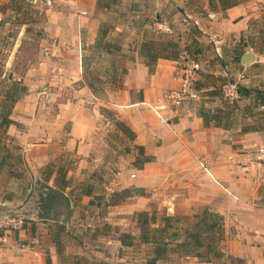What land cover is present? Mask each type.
Segmentation results:
<instances>
[{"label": "crops", "instance_id": "crops-1", "mask_svg": "<svg viewBox=\"0 0 264 264\" xmlns=\"http://www.w3.org/2000/svg\"><path fill=\"white\" fill-rule=\"evenodd\" d=\"M64 1L69 13L73 7L85 13L61 17L59 35L41 39L44 61L22 76L26 92L12 103L13 123L3 129L13 145L2 147L0 156V210L21 215L22 224L4 234L0 264H146L155 245L167 241L166 254L155 264H264V161L236 162L240 152L264 143V0H239L224 10L208 0L199 8L193 0H155L160 9L187 4L197 33L186 44L194 38L202 49L191 94L179 105L167 93L181 87L182 36L175 48L153 46L150 52L158 56L150 66L147 47L141 48L150 39L143 36L137 47L131 43L121 86H110L115 90L99 100L84 80L81 48L64 29L77 18L79 26L87 20L92 42L100 21L97 0ZM8 2L0 0V9ZM247 51L252 60L245 65ZM240 74L239 84L255 92L239 95L232 106L220 95V85ZM100 107L129 126L132 143L149 158L133 176L101 179L100 138L110 120ZM105 183L134 191L116 203L109 191H101ZM47 186L65 200L42 206ZM205 209L221 222L214 249L200 246L199 256L179 251L188 232L203 226ZM142 211L156 217L146 239L134 217ZM166 216L189 219L185 227L175 225L181 238L172 243ZM200 239L207 244L209 236Z\"/></svg>", "mask_w": 264, "mask_h": 264}, {"label": "rangeland", "instance_id": "rangeland-1", "mask_svg": "<svg viewBox=\"0 0 264 264\" xmlns=\"http://www.w3.org/2000/svg\"><path fill=\"white\" fill-rule=\"evenodd\" d=\"M193 1L196 2L198 8L203 2V0ZM96 4L95 14L100 21L92 42H89L88 35H86L87 20L85 25L79 26L80 20L74 15L78 20L75 19V23L72 21L65 25L64 29L76 39V47L80 46L81 48V67L84 80L92 85L94 91L92 89L91 92L99 100L107 99L109 92L115 90L111 89L114 86H121L126 73L127 49L131 43L137 47L142 37L146 36L154 47L163 45L172 49L174 41L180 40L179 37L182 36L180 51L184 49L186 40H189L191 34L195 33L192 23L186 16L189 9L184 2L179 4L181 10L175 6L160 9L155 6V0H97ZM106 4H108L107 8L104 7ZM64 5V0H53L51 6L33 3L32 0H10L0 9L3 13V15L0 13V76L5 71L4 78L1 79L6 81L3 88L0 82V103L3 101L5 91L10 87V82L20 84L14 94L18 96V99L23 98L27 87L23 86L21 82L22 76L31 66L43 62L46 56L41 39L50 38L51 34L56 36L55 34L58 33L59 35L63 26L59 23L61 17H71V13L80 15L81 11L79 13L77 10L79 8L73 7L69 13L67 10L69 8ZM5 14L6 16H4ZM83 16L90 17L88 13ZM3 18L7 22L6 24L3 23ZM102 32L104 34L101 37ZM163 38L166 40H158ZM79 41L81 42L79 43ZM190 43L188 42L187 45ZM127 44L128 46H126ZM117 47L119 48L117 49ZM66 62L68 61L66 60ZM18 77H21L20 80L17 79ZM40 84L43 83L40 82ZM40 84L38 83V85ZM35 90L38 91V86L34 88V92H36ZM2 105L4 106L5 103L0 104V111H3ZM104 116L110 120V123L103 125V135L100 138L103 162L101 179L129 177L131 173L136 172V168L144 164V160L138 156L137 149L134 147L135 143L133 144V141L115 128L113 119H118L117 114L115 112L105 113ZM6 145L13 144L8 140V135H5L3 128H0V156L4 154L2 147H6ZM101 189V191H109V193L117 191L113 184L109 183L101 184ZM186 219L188 218L170 221L173 223L168 229L169 236L167 238L170 239V243L181 238L178 225H175L180 222L185 227L184 225L189 223V219ZM175 231L176 234H172ZM200 235L202 240L206 239V234L201 233ZM177 248L181 252L186 249L180 246Z\"/></svg>", "mask_w": 264, "mask_h": 264}, {"label": "trees", "instance_id": "trees-1", "mask_svg": "<svg viewBox=\"0 0 264 264\" xmlns=\"http://www.w3.org/2000/svg\"><path fill=\"white\" fill-rule=\"evenodd\" d=\"M213 1L218 2L220 4L222 10H224L227 7L233 6L239 2V0H208V4L210 5V7H212ZM104 7L107 8L108 4H106ZM194 31L197 33V29H194ZM103 34H104V32L101 33V37L103 36ZM190 42L191 43L189 45H187V44L185 45L184 49L189 52L191 57L198 59L197 54H199L202 49H201V47H199L196 39L192 38ZM108 45H109V43L107 44V46ZM153 46L154 45L150 41L147 43L142 42V44H141V48L147 47L145 56L147 58V65H149V66L155 60V58L158 56L157 54L153 55L150 52V50H152ZM173 46H174L173 48H175L174 43H173ZM118 48L119 47H117V49ZM176 51H178V50L176 49ZM178 55H179V53L176 55H171V56L173 58H177ZM18 85H20V84L13 82L11 84L10 88L4 94L5 105L4 106L2 105L3 111L1 110V113H0V128L4 129L9 124L13 123V121L11 119H9V117H8V115H9L8 112H9V109H10V106L12 105V103L18 100V96H16L14 94ZM87 86L92 91V89H93L92 85L90 83H87ZM237 90H238V95H240V96H248L251 93L255 92L254 90L247 88V87L240 85V84L238 85ZM93 91H94V89H93ZM260 98L262 101H264V96L260 97ZM229 104L233 106L234 102L229 103ZM100 112L103 115L105 113H108V114L112 113L110 110L106 109L105 107H100ZM113 122H114L115 128L117 129L118 132H120L122 135L128 137L129 140H131V141L134 140L135 133L129 128L128 125H126L122 120H119L116 118L113 119ZM134 147L137 149L138 156H141L143 158L144 162L149 160V158L146 155H144L142 146L134 144ZM133 191L134 190L129 189V188H124L120 191H114L113 193H111L112 194L111 195L112 201L116 202V203L120 202L124 198L131 196V193ZM63 200H65V197H63L62 192H60L57 189H53L52 187H49V186H47L46 196L41 198L42 206H46V207L47 206L53 207L57 204H61ZM134 217L137 218V223L139 225L141 233L143 234V235L141 234V238L146 239L148 237V236H146L147 235V232H146L147 229L150 228L151 223L156 221L155 214L151 213V215H148L147 212L142 211V212L135 213ZM207 218H208V220H207ZM176 219H177V217H175V216L164 217V220L167 222L166 223L167 229L170 228V226L172 224V222H170V221H176ZM204 219L207 220V222H204L203 221ZM201 220L203 222L202 225L204 227L200 226V225L195 226L193 228V231L188 232L187 236L189 237V241H183L180 244V247L186 248L183 250V253H185V254L194 253V254L199 256L200 253L198 252V250H199L200 246H203V247L207 246V249L209 251L210 250L212 251L215 247V243L219 240V236L216 235V233L219 232V228L221 227L220 218L216 214L210 213L209 211H207L205 209L202 212ZM201 233H204V234H206V236H209V241L207 244L201 241V239H200ZM172 234H175V233H172ZM125 237H128V235L125 234ZM130 238L133 239L134 236H130ZM167 245H168V241L167 242H159L158 244H156L154 247L153 256L147 260L146 264H155L156 260L158 258L163 257L166 254V251L168 248Z\"/></svg>", "mask_w": 264, "mask_h": 264}, {"label": "built area", "instance_id": "built-area-1", "mask_svg": "<svg viewBox=\"0 0 264 264\" xmlns=\"http://www.w3.org/2000/svg\"><path fill=\"white\" fill-rule=\"evenodd\" d=\"M40 0H33L38 2ZM47 5L50 4V0H43ZM81 13H85L81 11ZM214 14L208 13V17L212 18ZM179 57L181 58V87L176 90H171L167 93V99L173 105H179L184 99L190 96L193 80L197 72L201 69L200 62L191 57L187 50H182ZM244 78V74H240L235 79L228 80L220 85V95L227 102H235L239 97L238 85L239 81ZM264 161V143L260 144L254 149L245 150L238 154L236 162L240 165L252 164L256 162ZM133 176V174H131ZM22 224L21 215L14 211L0 210V243L3 241L4 234L10 231H14L20 228ZM157 263V261H156Z\"/></svg>", "mask_w": 264, "mask_h": 264}, {"label": "water", "instance_id": "water-1", "mask_svg": "<svg viewBox=\"0 0 264 264\" xmlns=\"http://www.w3.org/2000/svg\"><path fill=\"white\" fill-rule=\"evenodd\" d=\"M252 60V55L250 53V51H247L244 55H243V59L242 62L245 65H248L250 63V61Z\"/></svg>", "mask_w": 264, "mask_h": 264}]
</instances>
